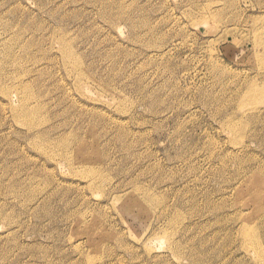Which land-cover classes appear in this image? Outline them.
<instances>
[{
    "label": "rangeland",
    "instance_id": "374dc122",
    "mask_svg": "<svg viewBox=\"0 0 264 264\" xmlns=\"http://www.w3.org/2000/svg\"><path fill=\"white\" fill-rule=\"evenodd\" d=\"M258 35L264 0H0V264H264Z\"/></svg>",
    "mask_w": 264,
    "mask_h": 264
},
{
    "label": "bare ground",
    "instance_id": "6f19581e",
    "mask_svg": "<svg viewBox=\"0 0 264 264\" xmlns=\"http://www.w3.org/2000/svg\"><path fill=\"white\" fill-rule=\"evenodd\" d=\"M262 39L261 41H259V42H256L255 43V47H257L256 49L258 50V52H259V56H261L262 57V59L264 58V37L263 36H260V35H258L257 36V39ZM90 174H93L91 171H90Z\"/></svg>",
    "mask_w": 264,
    "mask_h": 264
}]
</instances>
